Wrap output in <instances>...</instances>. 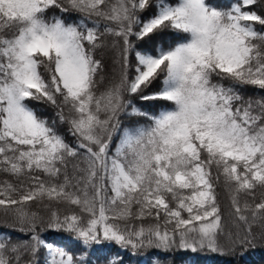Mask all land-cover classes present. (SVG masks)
Segmentation results:
<instances>
[{"label": "snow or ice", "instance_id": "obj_1", "mask_svg": "<svg viewBox=\"0 0 264 264\" xmlns=\"http://www.w3.org/2000/svg\"><path fill=\"white\" fill-rule=\"evenodd\" d=\"M105 48L119 79L100 90ZM262 93L264 0H0V173L13 178L0 181V223L12 229L0 231V264L245 248L264 225ZM30 101L56 106L74 143ZM121 114L140 119L122 125Z\"/></svg>", "mask_w": 264, "mask_h": 264}, {"label": "trees", "instance_id": "obj_2", "mask_svg": "<svg viewBox=\"0 0 264 264\" xmlns=\"http://www.w3.org/2000/svg\"><path fill=\"white\" fill-rule=\"evenodd\" d=\"M222 6L227 5L230 0H217ZM149 13H144L143 15H148ZM49 15H58L62 16L65 19H71L75 17H80L82 14L77 12H68V13H61L59 9H52L50 10ZM97 19V18H93ZM172 36L171 32H164L161 33L158 37H156V41L158 43H164L165 45L167 42L170 41ZM106 43H110L112 38L105 37L104 38ZM96 56L98 59H101L102 63L105 65L104 70V82L100 85V90H103L104 86L108 84L109 81H117L119 79V65L115 63L116 60V52L114 49L105 48L103 50L98 49ZM155 86L150 91H154ZM255 92L252 88H247L245 90V95H252ZM264 94V93H262ZM133 103L136 104L138 107H145V102L140 101L139 99L133 97ZM32 107H34L38 113L49 120L51 123L52 121L56 122L57 131L63 135L66 141L69 144H73L75 141V137H73L68 131V124L59 122L57 117V112L59 109L56 106L45 104L37 101H30L29 102ZM162 103V102H156ZM65 113L67 114L66 110ZM140 119L136 117H130L126 114H121L120 120L122 125L132 123L135 120ZM117 142V137L113 136V144ZM13 180L12 177L7 176L4 173H0V181L3 180ZM218 193V203L221 207V215L223 216V222L227 225L229 229H233L232 220L233 217L229 215L231 211L230 201L228 197L227 191L224 189L223 185L221 184L220 187L217 188ZM259 197V193H257ZM33 209L37 211H41L42 209L35 205L33 202ZM243 226H241L242 230ZM0 231H12L10 227H7L0 223ZM13 235H18V233H13ZM42 235L46 236L47 239L51 242H54L56 245L64 246L66 250L75 254H78L79 245L74 241V239L67 233L64 232H55V231H46L43 232ZM252 235L253 239L249 245L245 248H237L235 251H230L227 246L224 247L222 252H210L208 250H198L196 252H192L190 250H182V249H173L168 252H163L160 250L154 249H143L137 252L135 256L131 257L133 264L135 261L142 260L147 264L149 258L151 257L153 260L160 258L163 259V264H264V225L260 222H257L252 225ZM107 249V245L103 246ZM156 253L153 256V253ZM166 257V259H164ZM128 256H125V259H128ZM88 259L91 260L92 264H102L103 262V254L96 253L95 255H89Z\"/></svg>", "mask_w": 264, "mask_h": 264}]
</instances>
